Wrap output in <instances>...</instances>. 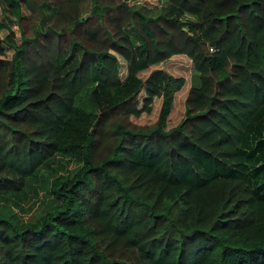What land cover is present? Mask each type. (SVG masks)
I'll return each instance as SVG.
<instances>
[{
	"label": "trees",
	"instance_id": "1",
	"mask_svg": "<svg viewBox=\"0 0 264 264\" xmlns=\"http://www.w3.org/2000/svg\"><path fill=\"white\" fill-rule=\"evenodd\" d=\"M0 8V264H264L240 152L264 111V0ZM40 189L43 211L7 212Z\"/></svg>",
	"mask_w": 264,
	"mask_h": 264
},
{
	"label": "rangeland",
	"instance_id": "2",
	"mask_svg": "<svg viewBox=\"0 0 264 264\" xmlns=\"http://www.w3.org/2000/svg\"><path fill=\"white\" fill-rule=\"evenodd\" d=\"M130 3L131 2H143L147 5H154L156 4V0H127ZM1 13V8H0ZM22 13L25 14L27 11L22 8ZM1 16V14H0ZM11 29L14 32V36H18V31L16 25H12ZM164 68H166L170 73L173 75H181L185 79V85H188L189 81V70H190V63L188 58H186L184 55H174L172 58H170L167 63H163ZM66 65L62 67V70H64ZM124 60L121 57H118V70H119V76L123 77L125 74V68H124ZM181 95L179 94L176 96V104L175 109L173 110V116L177 117L181 110ZM240 152L242 153V156L244 158L245 162V168L247 170V175L249 176L250 181L252 182L253 187L255 188V191L260 194H264V111H260L257 116L250 120L248 125L246 126L244 133L241 137V144H240ZM72 163L66 164V167L71 168ZM54 166V165H53ZM55 167V166H54ZM42 168H46V166H43ZM65 169L57 168L56 172H63ZM38 179L40 180V177L38 176ZM38 180V181H39ZM43 189H40L38 191V196L40 195L39 200L36 202L34 207L22 211L19 209L18 204L21 202L19 198H15V203H10L12 207L9 205V211L14 212L17 214V216L23 220L29 219L33 217L34 215L40 213L43 211L48 205V200L50 199V195L42 194ZM34 198V197H33ZM2 199H0V204H3ZM7 207V206H6ZM7 208H4L3 212H6ZM2 211H0L1 213Z\"/></svg>",
	"mask_w": 264,
	"mask_h": 264
}]
</instances>
